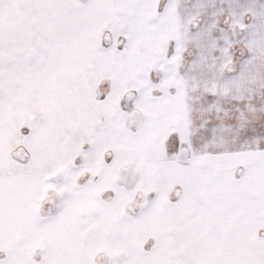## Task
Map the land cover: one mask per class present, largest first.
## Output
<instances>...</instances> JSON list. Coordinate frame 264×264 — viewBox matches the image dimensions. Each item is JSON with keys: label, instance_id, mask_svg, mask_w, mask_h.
Listing matches in <instances>:
<instances>
[{"label": "snow or ice", "instance_id": "1", "mask_svg": "<svg viewBox=\"0 0 264 264\" xmlns=\"http://www.w3.org/2000/svg\"><path fill=\"white\" fill-rule=\"evenodd\" d=\"M0 264H264V0H0Z\"/></svg>", "mask_w": 264, "mask_h": 264}]
</instances>
